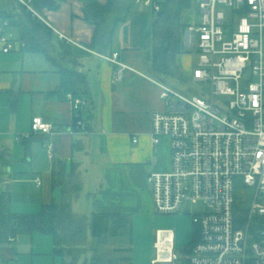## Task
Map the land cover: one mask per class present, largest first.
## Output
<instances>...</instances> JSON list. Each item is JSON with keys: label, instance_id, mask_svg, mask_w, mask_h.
<instances>
[{"label": "crops", "instance_id": "obj_1", "mask_svg": "<svg viewBox=\"0 0 264 264\" xmlns=\"http://www.w3.org/2000/svg\"><path fill=\"white\" fill-rule=\"evenodd\" d=\"M84 2L64 0L59 1V8L37 10L53 30V48L69 53L72 60L60 64L51 50L53 58L42 51H25L20 36L12 39L18 43L16 49L0 51V207L3 194L8 193L13 213H39L54 198L60 202L63 186L55 187L53 180L54 169L63 163L66 177L81 184L80 192H71L75 214L133 217L153 205L148 175L171 169L170 139L164 137L155 145L151 137L153 114L166 108L149 58L154 23L151 10L136 7L116 28L112 46L100 49L93 45L95 25L83 16ZM13 9L14 0H0V13ZM15 27L11 25L7 33L12 35ZM58 33L77 44L60 40ZM183 41L184 52L191 51L190 33ZM113 51L131 67L124 70L122 80L116 78L118 66L102 57ZM184 52L176 58L182 71ZM59 65L86 77V84L74 77L72 89L83 100L88 131L72 129L74 107L62 91ZM36 115L52 124L54 132L17 141V135L31 132ZM37 176L41 185L35 181ZM118 248L122 249H113L120 262L126 251L118 252ZM9 251L11 257L6 259H14V251ZM103 260L113 263L106 257Z\"/></svg>", "mask_w": 264, "mask_h": 264}, {"label": "built area", "instance_id": "obj_2", "mask_svg": "<svg viewBox=\"0 0 264 264\" xmlns=\"http://www.w3.org/2000/svg\"><path fill=\"white\" fill-rule=\"evenodd\" d=\"M19 1L40 17L34 0ZM196 2L199 20L185 23L198 57L190 78L210 88L192 95L154 79L166 108L153 114L151 137L155 145L170 139L171 169L150 173L148 183L157 213H189L190 206L201 207L189 213L199 241L181 259L173 230H158L151 264H264V0ZM135 3L160 10L154 0ZM9 27V20L0 17L4 53L18 44L9 37ZM58 36L77 44L63 33ZM102 57L118 66V80L131 68L119 52ZM67 98L74 109L84 105L72 93ZM79 124L86 131L85 121ZM53 132V125L36 115L31 132L16 140ZM35 181L42 183L39 176ZM18 236L10 237V243Z\"/></svg>", "mask_w": 264, "mask_h": 264}, {"label": "trees", "instance_id": "obj_3", "mask_svg": "<svg viewBox=\"0 0 264 264\" xmlns=\"http://www.w3.org/2000/svg\"><path fill=\"white\" fill-rule=\"evenodd\" d=\"M43 0H34L33 3L42 5ZM56 6L52 7H58ZM160 4V10L154 8L151 12L154 16L152 38L149 45V58L155 76L163 81L165 76L179 74V66L176 58L184 52V35L186 24L183 21L185 13L196 7V0H154ZM48 7V6H47ZM50 7V6H49ZM36 9V8H35ZM136 9L135 0H108L106 4H100L98 0H85V19L95 25L93 45L100 49H107L113 44L116 28L127 20ZM37 10V9H36ZM20 16L19 14H23ZM0 17L8 19L10 26H16L20 33L21 42L25 51H42L49 58H53L50 49L53 47V30L42 19L34 15L21 1L14 0V9L0 13ZM98 22V24H96ZM59 44L63 42L59 41ZM67 55L69 53H66ZM57 71L62 75V91L65 94L72 93L74 98L81 96L72 89L73 78L77 77L83 83H87L85 75L65 66L59 65ZM67 96V95H66ZM83 104L73 111L74 131H81L79 122L83 121ZM88 131V128L85 129ZM61 164V165H60ZM54 186H63V194L60 202L54 198L51 204L44 205L39 213L18 214L10 208V196L3 194L0 207V249L9 244L10 237L35 232L52 235L54 241V254L64 256L70 254L75 259L81 254V248L87 244L89 233L93 242L104 244L109 237H117L121 233L132 231V217L124 214L92 213L90 217L75 214L71 208V192L81 190V184L71 182L66 177L65 165L59 163V169H54ZM192 240L186 248L190 253L193 246L199 241L198 227L193 224ZM118 252L128 251L127 248L116 249ZM4 260H8L3 258ZM130 260L129 257L119 258ZM187 264V261H183ZM62 264H66L63 260ZM91 264L105 263L102 257H93Z\"/></svg>", "mask_w": 264, "mask_h": 264}, {"label": "rangeland", "instance_id": "obj_4", "mask_svg": "<svg viewBox=\"0 0 264 264\" xmlns=\"http://www.w3.org/2000/svg\"><path fill=\"white\" fill-rule=\"evenodd\" d=\"M101 2L105 3L108 2V0H101ZM33 6L42 13L44 8L42 9L41 6L39 7V4L34 3ZM136 7L143 6L136 4ZM45 9L53 10V8L49 6H46ZM20 16H24V12L22 15L19 14V17ZM83 16L85 17V15ZM198 20L199 14L197 7L190 9V11L186 12L183 17L185 23H193ZM11 33L12 35H9L11 39H18L20 36L17 27L13 28ZM50 50L54 55L53 57L60 64L63 63V60H72V57L69 54L67 55L66 52H58L53 47H51ZM184 54L185 58L182 63L184 71L179 68V74L165 76V82L192 95H201V93L205 91L208 92L210 86L193 82L190 78L189 72H192L195 65H197L198 57L196 52L191 50L184 52ZM77 192H80V190ZM189 209L190 212H195L201 209V207L196 205L195 207L190 206ZM189 213L171 215L160 214L155 211L154 206L152 205L148 210L133 215L132 231L130 234L123 232L117 237L107 238L106 243L104 244L95 243L93 240H89L87 244L82 246L81 254L77 259L70 254H66L63 257L58 255L55 257L52 254L55 246L52 235L41 234L38 232H35L32 235H19L17 241L7 244V246H2L0 249V264H62L63 260L66 264H91L93 257H102L103 259L106 257V259L109 258L114 262L117 256L113 248L116 246L127 248L128 251H126L123 256L130 258L127 262L121 260L118 264H151V260L155 258L154 242L158 229L173 230L175 235V250L181 259H183L187 254L186 248L192 240L194 230L192 215ZM9 249L14 251L15 258L4 260L3 258L9 259L11 257Z\"/></svg>", "mask_w": 264, "mask_h": 264}, {"label": "water", "instance_id": "obj_5", "mask_svg": "<svg viewBox=\"0 0 264 264\" xmlns=\"http://www.w3.org/2000/svg\"><path fill=\"white\" fill-rule=\"evenodd\" d=\"M58 4V0H43L42 5L44 6H56ZM98 24V22H96ZM119 260L116 259L112 264H118Z\"/></svg>", "mask_w": 264, "mask_h": 264}]
</instances>
